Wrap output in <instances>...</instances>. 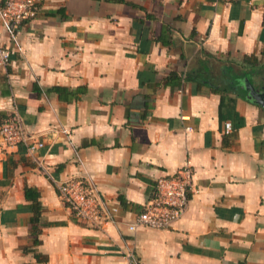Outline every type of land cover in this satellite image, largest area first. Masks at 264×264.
I'll return each mask as SVG.
<instances>
[{
  "label": "crops",
  "instance_id": "1",
  "mask_svg": "<svg viewBox=\"0 0 264 264\" xmlns=\"http://www.w3.org/2000/svg\"><path fill=\"white\" fill-rule=\"evenodd\" d=\"M1 1V0H0ZM0 69L44 170L0 148V264H264V0H41ZM225 121L230 130H223ZM192 168L169 229L126 226L155 180ZM90 182L117 208L93 228L56 185Z\"/></svg>",
  "mask_w": 264,
  "mask_h": 264
},
{
  "label": "built area",
  "instance_id": "2",
  "mask_svg": "<svg viewBox=\"0 0 264 264\" xmlns=\"http://www.w3.org/2000/svg\"><path fill=\"white\" fill-rule=\"evenodd\" d=\"M233 2L236 0H222ZM41 0H1L0 24L15 41V30L20 24L35 16ZM10 49L0 45V69L9 64ZM224 132L230 130V122L225 121ZM22 144L25 153L44 170L34 153L42 146L40 141H32L25 133L21 119L14 114L10 119L0 123V148ZM192 168L188 161L177 169L171 177H160L155 180L152 197L146 202L132 222L126 228L129 231L137 227L169 229L184 213L188 206V194L192 188ZM57 194L62 204L73 216L93 228H101L114 222L117 208L102 199L94 185L80 180H69L56 185ZM194 191V190H193ZM123 257L129 264H139L130 249L125 250Z\"/></svg>",
  "mask_w": 264,
  "mask_h": 264
},
{
  "label": "water",
  "instance_id": "3",
  "mask_svg": "<svg viewBox=\"0 0 264 264\" xmlns=\"http://www.w3.org/2000/svg\"><path fill=\"white\" fill-rule=\"evenodd\" d=\"M249 96L255 100L258 104L264 107V95L261 93L255 92L252 88L249 90Z\"/></svg>",
  "mask_w": 264,
  "mask_h": 264
},
{
  "label": "trees",
  "instance_id": "4",
  "mask_svg": "<svg viewBox=\"0 0 264 264\" xmlns=\"http://www.w3.org/2000/svg\"><path fill=\"white\" fill-rule=\"evenodd\" d=\"M116 2H119V1H121V0H115Z\"/></svg>",
  "mask_w": 264,
  "mask_h": 264
}]
</instances>
